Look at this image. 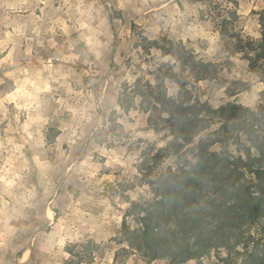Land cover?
Returning <instances> with one entry per match:
<instances>
[{
    "label": "clouds",
    "instance_id": "9594fccd",
    "mask_svg": "<svg viewBox=\"0 0 264 264\" xmlns=\"http://www.w3.org/2000/svg\"><path fill=\"white\" fill-rule=\"evenodd\" d=\"M0 264H264V0H0Z\"/></svg>",
    "mask_w": 264,
    "mask_h": 264
}]
</instances>
